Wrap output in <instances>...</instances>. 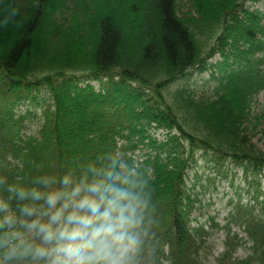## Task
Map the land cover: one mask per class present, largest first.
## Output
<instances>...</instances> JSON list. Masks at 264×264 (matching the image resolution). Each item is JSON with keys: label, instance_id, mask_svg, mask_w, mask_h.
Wrapping results in <instances>:
<instances>
[{"label": "trees", "instance_id": "trees-1", "mask_svg": "<svg viewBox=\"0 0 264 264\" xmlns=\"http://www.w3.org/2000/svg\"><path fill=\"white\" fill-rule=\"evenodd\" d=\"M181 1L0 0V196L42 175L135 165L148 196L137 264H264V196L254 197L258 210L238 203L243 235L227 225L214 256L216 223H194L188 188L198 155L242 166L250 185L264 175L252 141L264 119V106L253 116L264 92V8L187 0L183 14ZM194 72L210 74L209 94L187 86Z\"/></svg>", "mask_w": 264, "mask_h": 264}, {"label": "clouds", "instance_id": "clouds-1", "mask_svg": "<svg viewBox=\"0 0 264 264\" xmlns=\"http://www.w3.org/2000/svg\"><path fill=\"white\" fill-rule=\"evenodd\" d=\"M88 173L6 185L0 264H137L148 210L143 174L123 162Z\"/></svg>", "mask_w": 264, "mask_h": 264}, {"label": "rangeland", "instance_id": "rangeland-1", "mask_svg": "<svg viewBox=\"0 0 264 264\" xmlns=\"http://www.w3.org/2000/svg\"><path fill=\"white\" fill-rule=\"evenodd\" d=\"M21 1L24 2V0ZM256 7L263 9L264 0H261ZM179 8L183 14H186L190 10V4L187 0H182ZM219 59L220 57L217 56L213 61L215 62ZM209 78V73L194 72L186 79L185 83L191 90L205 95L209 94L211 89ZM95 85L98 86L96 83ZM40 97L41 100H46L45 104H49L48 96L45 92L42 91ZM26 104L19 107L21 111L25 112L27 108ZM263 106L264 92L260 93L256 98L255 105L253 106V116H259ZM33 108L41 113L38 108ZM30 129L35 131L38 129V125L31 124ZM263 130L264 119H260L252 141L264 150ZM157 136L163 138L164 134L158 131ZM251 180L250 176L246 177L242 166H238L230 160L217 163L198 155L197 162L189 170L188 188L198 198L193 215L197 220L194 223H203L208 227L211 226L212 222L216 223V226L212 227L214 231V256H217L223 249V242L227 232L225 227L227 225H230L234 232L243 235L242 228L237 224L242 219V211L238 213L237 209H235L239 205L238 203L249 208L248 210H255L256 208L258 210L259 208L254 197L259 195L260 201L264 196V175H259L257 181H254L252 185L249 183ZM232 211L233 216L231 217ZM247 254L248 251L245 247H241L238 251L239 257L243 258ZM209 261L213 262V257H210Z\"/></svg>", "mask_w": 264, "mask_h": 264}]
</instances>
